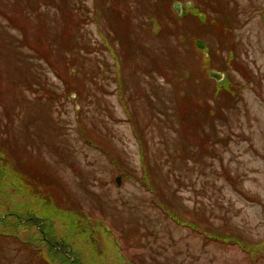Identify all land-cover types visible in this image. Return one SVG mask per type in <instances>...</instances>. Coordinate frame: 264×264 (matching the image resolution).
I'll list each match as a JSON object with an SVG mask.
<instances>
[{"label":"rangeland","instance_id":"obj_1","mask_svg":"<svg viewBox=\"0 0 264 264\" xmlns=\"http://www.w3.org/2000/svg\"><path fill=\"white\" fill-rule=\"evenodd\" d=\"M0 222V264H264V0H0Z\"/></svg>","mask_w":264,"mask_h":264},{"label":"trees","instance_id":"obj_2","mask_svg":"<svg viewBox=\"0 0 264 264\" xmlns=\"http://www.w3.org/2000/svg\"><path fill=\"white\" fill-rule=\"evenodd\" d=\"M49 3H51V4H53L54 2L53 1H50ZM227 86L229 87V83L227 84ZM219 90H216L215 91V93L216 92H218ZM77 92H79V91H77ZM145 182H147V180L145 181ZM16 221H18L19 223H21V224H29V229H31V228H33V227H36V226H38V224H39V221L35 218V219H31V217H30V220H27V221H25L24 223H22L23 221H20V220H16ZM174 221H176V223H178V224H180V222H179V220H174ZM2 222V225H6V224H8V222H9V218H7V219H5L4 221H1ZM0 222V223H1ZM40 236H41V238L44 240L45 238H44V236L42 235V234H40ZM228 242H230L231 240H233V238H227L226 239ZM44 241H45V243H44ZM44 241H42V243L48 248V252H52V249H56L55 251H58L57 250V248H55V247H51L48 243H47V241L46 240H44ZM52 248V249H51ZM246 250H248V252H250V255L251 254H256V253H258L257 251H259V250H256V249H254V251H252V250H250V248L249 249H247L246 248ZM60 253H62V254H64V250L63 249H60ZM253 256V255H252ZM251 260H253V262H255V261H257L258 259H251Z\"/></svg>","mask_w":264,"mask_h":264},{"label":"water","instance_id":"obj_3","mask_svg":"<svg viewBox=\"0 0 264 264\" xmlns=\"http://www.w3.org/2000/svg\"><path fill=\"white\" fill-rule=\"evenodd\" d=\"M175 8H178V5H177ZM197 47H198L199 49L203 50V49H204V44H203L201 41H198V42H197ZM208 76H209L210 79L215 80L217 83H220V82L223 80L222 75L217 74V73H215V72H210V73L208 74ZM116 183H117L118 185L120 184V179H119V178L116 180Z\"/></svg>","mask_w":264,"mask_h":264}]
</instances>
